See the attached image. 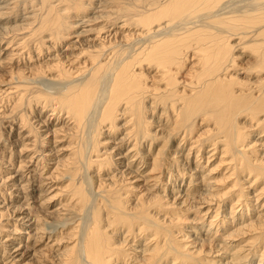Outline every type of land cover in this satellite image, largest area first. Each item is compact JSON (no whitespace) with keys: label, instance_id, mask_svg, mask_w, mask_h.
Returning <instances> with one entry per match:
<instances>
[{"label":"bare ground","instance_id":"6f19581e","mask_svg":"<svg viewBox=\"0 0 264 264\" xmlns=\"http://www.w3.org/2000/svg\"><path fill=\"white\" fill-rule=\"evenodd\" d=\"M134 1L86 28L90 18L67 20L93 0H0V20L17 2L34 7L11 33L0 26V264H199L204 242L229 264H244L258 245L263 255L264 0ZM231 36L241 55L231 53ZM166 139L177 141L173 149ZM196 150L214 165L205 173L196 161L187 187L163 202L161 176L186 179L181 163ZM106 166L112 173L99 177ZM80 169L95 183L92 199L102 190L106 200L86 225L87 189L70 183ZM62 176L65 185L53 184ZM231 178L237 191L220 193L217 181ZM141 186L148 196L135 194ZM249 198L262 204L244 222ZM189 202L209 237L183 229L177 244V217L166 214ZM219 230L227 233L216 238Z\"/></svg>","mask_w":264,"mask_h":264},{"label":"rangeland","instance_id":"374dc122","mask_svg":"<svg viewBox=\"0 0 264 264\" xmlns=\"http://www.w3.org/2000/svg\"><path fill=\"white\" fill-rule=\"evenodd\" d=\"M85 1V3L87 2V0H84ZM95 1H96V3H95ZM93 0V3H90L91 5V7L90 8H86L87 10H85L84 12H79L78 14H76L77 12H73V10L72 11H70V18H69V20H67L68 22L69 21H72V22H74V21H77V20H74V18H79V17H83L82 19H88V18H90V20H89V24H92V23H94V25H89V26H87L86 28H95V27H97L100 23H101V17H98V15H101V14H104L106 11H108V10H110V8H118L119 9V7H124V8H126L127 7V9L126 10H124V11H131L132 10V8H133V4L135 3V1L134 0H132V2H131V0H115V3L114 4H111V3H107V1L105 0V1H103V3H102V1L100 2L99 1V4H101V5H99L98 4V0ZM112 1V0H111ZM38 2V0H32V5H34V4H36ZM129 2V3H128ZM134 2V3H133ZM132 3V4H131ZM135 4H137V3H135ZM233 4H236V5H233ZM252 5V1L251 0H237V2H232L231 3V5H230V7H235V6H244V7H246V6H248V5ZM13 5V4H12ZM12 5L10 4L9 5V7H12ZM16 6L15 7H12V8H9V10H8V8L7 9H3V11H5L6 12V16L4 17V19L3 20H0V26L2 27L3 26V28H4V33H6L7 31L9 32V33H11L12 31H14V30H16V27L17 26H19V24H21L22 23V21L23 20H21L22 18H23V16L24 15H30L31 14V12H29L30 10H32V9H34V7H32V6H29L28 7V5H27V8H23V6H22V3L21 2H17L16 4H15ZM93 5H94V7H93ZM109 5V6H108ZM112 5V6H111ZM95 6H97V7H95ZM117 6V7H116ZM26 7V6H25ZM109 7V8H108ZM123 11V12H124ZM8 13V14H7ZM73 14V15H72ZM75 15H78V16H75ZM71 16H73V17H71ZM75 16V17H74ZM80 21V20H79ZM15 23V24H14ZM75 23H79V22H75ZM17 24V25H16ZM74 24V23H73ZM76 28V30L77 31H79L80 30V27H75ZM218 28V27H217ZM220 29V28H219ZM22 31V30H21ZM215 29L213 30V33H215ZM23 32H24V30H23ZM0 33H1V31H0ZM16 33H20V31H17ZM21 34V33H20ZM234 38V36H231L228 40H229V44L232 46L231 48L232 49H234V50H232L231 51V53H234L235 55H241L240 54V52H239V50L238 49H236V48H238L236 45H235V39H233ZM239 60V59H238ZM201 129V128H200ZM198 127H194V129L192 130V135L193 136H195V135H197L198 134V132H199V130H200ZM120 132V129H119V131L117 132V133H119ZM116 133V134H117ZM99 136H101L102 137V134L101 135H99ZM117 136V135H116ZM100 137V138H101ZM117 138H118V136H117ZM111 139H113V138H111ZM110 139V140H111ZM72 140V139H71ZM68 142V139H67V141H64V142H62L61 144H63V145H66V143ZM70 143V142H69ZM176 143H177V141L175 140V141H170L169 139H166V147L170 150V149H173L174 148V146L176 145ZM72 145H74L73 143H72ZM76 145V144H75ZM58 147H60V145L58 144ZM57 147V148H58ZM172 147V148H171ZM10 148L11 147H9V145H7V149H6V152H5V155H3V156H5L6 158H7V155H8V152L10 151ZM15 148H13V149H11V152L14 150ZM145 149H146V145H145ZM72 150H73V148H72ZM200 154H201V156L203 155V156H206V153H205V151H202V149L200 148ZM204 150V149H203ZM58 151V150H57ZM57 151H55L53 154L54 155H52V156H50L51 157V159H53V160H51V161H55L56 159H58V158H60V157H62V154L63 153H61L62 151H61V149L57 152ZM61 151V152H60ZM185 152H186V150H185ZM196 153H197V150L193 153V154H190L189 155V157L187 158V161L185 162V164H183V163H181L182 164V166L185 168V169H183L184 170V172H186V169H188L187 170V173H185V177H186V179H180L179 177H176L175 176V179H173L172 181H170V180H168L167 182H166V180L167 179H169V178H167V176H161V181H160V184L161 185H159V186H162V188H166L165 189V191L163 190V192H164V194L162 195V200H164L163 202H165V201H169V200H172V194L174 193L175 195H177V192L179 191V192H181V188H186L187 187V183H188V178H189V172H190V170L192 169V168H194L195 167V163H196V161H198L197 159H196ZM203 153V154H202ZM195 154V155H194ZM16 155V154H15ZM14 155V156H15ZM65 155V154H64ZM228 156H231V153H228L227 154ZM1 156V155H0ZM14 156H13V159H14ZM60 156V157H59ZM114 156V155H113ZM217 156H219V155H217ZM227 156V157H228ZM225 157H226V155H225ZM226 157V158H227ZM195 158V159H194ZM198 159L200 158V157H197ZM17 158L15 157V160H16ZM195 160V161H194ZM200 162V163H199ZM209 162V161H208ZM198 163L202 166L201 168H203V169H201L202 171H204L205 173L209 170V168H211L213 165H214V162L213 161H211V162H209V164L207 163V164H205V157H202L201 159H199V161H198ZM216 163V162H215ZM51 165V164H50ZM110 167H111V165H110ZM110 167H108V166H106L104 169L102 168V169H100V172H99V177H101V178H103V177H105V175H108V174H105L107 171H110L111 170V168ZM204 168H207V170L206 169H204ZM172 169H173V166H172ZM190 169V170H189ZM217 169V170H216ZM215 169V171H214V169H213V171H211V172H213L212 174V176H213V178L214 179H216V178H221V172L222 171H220V170H218V168H216ZM92 170H94V168H90L89 170L87 169V171H90L91 173H93V174H95V171L93 172ZM112 170H113V168H112ZM102 171H103V173H102ZM114 171V170H113ZM111 173H112V171H111ZM110 173V174H111ZM83 174V175H82ZM193 175L195 174H199V172H197V173H192ZM194 175V176H195ZM82 176H84V172H83V170L82 169H80V170H78L77 171V173L75 174V176L73 177V181H71L70 183H71V185H74V186H81V188L82 189H84V187H85V189H87V193H88V199H87V201H86V207L84 206V211L85 212H83V222H84V225H86L88 222H90L89 220H90V216H91V210L93 209V207L94 206H96V204H98V201H103V203L102 204H104V203H106V200H104L105 198H104V196H101V195H103L104 193H102L101 191L102 190H99V192H98V196H97V198L99 199H95V200H93L92 199V194L93 195H95L94 194V191H92V190H95V189H93V184H95V183H93L92 185H90V186H88L87 185V183L85 184V181L83 182V177ZM119 176V175H118ZM122 176V175H121ZM235 176L236 175H234V178H235ZM241 176V179H243V178H246V175L243 173V174H241L240 175ZM64 176H62L60 179H57L56 181H54L53 182V184H56V185H60L61 184V186L62 185H65L67 182H68V180L67 179H65V178H63ZM77 177V178H76ZM233 178V179H234ZM94 179H95V177H94ZM233 179L231 178V179H227V180H224V181H217V182H219V184L217 185V188H219V192L221 193L222 191L224 192V191H226V189H229L230 190V188L232 187V186H230L231 184V182L233 181ZM219 180V179H218ZM193 181H199V179L198 178H195V177H193ZM241 181V180H240ZM242 181H244V180H242ZM94 182V181H93ZM175 182V183H174ZM168 183V184H167ZM221 183V184H220ZM76 184V185H75ZM85 184V185H84ZM224 185V186H223ZM89 187V188H88ZM144 187L143 186H141V187H139L137 190L135 189V194L136 193H138V192H140L141 191V193H143L142 195H143V197H145V196H148V194H149V192L148 191H144V189H143ZM179 188V189H178ZM232 188H238V184H236V187H232ZM232 188H231V190H232ZM90 189H92V190H90ZM172 189L173 190H175V191H172ZM177 189V190H176ZM157 190H158V188H157ZM227 191L226 193H230V194H232L233 192H236L237 191V189L236 190H230V191ZM245 190V189H244ZM121 191H123V189H121ZM120 191V192H121ZM171 191V192H170ZM158 192V191H157ZM163 192H161L160 191V188H159V192L158 193H160V194H162ZM101 193V194H100ZM134 193V192H133ZM150 193H153V192H150ZM90 195V196H89ZM153 195V194H152ZM252 195V194H251ZM251 195H249V196H251ZM86 196H87V194H86ZM102 198H101V197ZM247 201V203L249 202L250 204H251V208H252V211H251V213H249L248 212V215H247V217H244L242 220L244 221V222H246L247 221V219L249 218V220H252V219H254V217H255V215H254V212H256V211H258V208L260 209L261 207V204H262V199L261 198H259V199H257V201L255 202V201H253V200H251L250 198L249 199H247L246 200ZM93 204V205H92ZM188 204H190V205H193V207H190V209H187V210H184V211H180L179 209H175L174 207H172V208H169V212L166 214V215H173L172 217H177L179 220H177V218H176V222L173 224V225H171L169 228H170V230H172V231H174L173 232V234H174V236L172 235V238H173V240L174 241H176L175 243H177L178 244V240L180 239V237H177L178 235H180V234H182V233H187V232H185V231H182L183 229L184 230H191V229H196V228H199L198 230H199V232L197 233V237H199V239H202V238H204V236H205V238L207 237H209V236H206V235H203L202 234V232H206L207 231V227H208V225H207V219H201L202 218V216H201V212L199 213L198 212V210H200L197 206H194V202H189ZM226 205H227V207H228V204H229V202H226L225 203ZM146 207H148V205H146ZM197 207V209H195ZM224 207V206H223ZM194 208V209H193ZM251 208H250V210H251ZM148 209V208H147ZM196 210V211H195ZM249 210V211H250ZM175 211H176V213H175ZM177 211H179L180 213H178L177 214ZM244 212H245V209H244ZM149 213H153V211H150ZM154 213H156V212H154ZM172 213V214H171ZM222 213V215L224 214V210L221 212ZM158 214L159 215H161L159 212H158ZM158 214H156V216H159ZM175 214H177V215H175ZM238 214V213H237ZM253 215V216H252ZM164 215L162 214V216L160 217V218H162ZM219 217H220V215H219ZM156 218H158V217H155V219ZM165 218H166V216H165ZM246 218V219H245ZM47 219V218H46ZM52 220V219H51ZM158 220H159V218H158ZM46 221H50V219L48 218ZM53 222L55 221V220H52ZM200 221V222H199ZM56 222V221H55ZM198 222V223H197ZM236 226H237V224H236ZM153 228V227H152ZM177 228V229H176ZM216 228V227H215ZM202 229V230H201ZM231 229H233L232 227H229L228 228V231L229 230H231ZM171 231V232H172ZM212 232H210L211 234H213V232H214V227H213V229L211 230ZM177 232V233H176ZM190 233V232H189ZM227 233V231L226 230H219V231H217V235H216V238H219V236H224L225 234ZM178 234V235H177ZM177 235V236H176ZM202 235V236H201ZM212 237L210 236V238L209 239H211ZM177 239V240H176ZM212 239H215L214 238V236H213V238ZM240 239V238H239ZM120 241V240H119ZM179 241H181V240H179ZM255 242V241H254ZM258 242V241H257ZM235 243H237V241L235 242ZM180 244V243H179ZM203 246H201L202 248H201V255L202 256H200V259L202 260V262L201 263H199V264H229L228 263V259H226V257H227V255H226V253H222L221 254V252H219L218 254L219 255H217V256H215V257H212L213 256V254H215L214 252H212V250H210V251H206L207 249H208V247H212V245H213V243L212 242H209V243H203L202 244ZM258 249H260V252L259 251H257ZM262 249V246L261 245H258L256 248H254V250H252L250 253H248V255L246 256V258L244 259L245 261L243 262L244 264H264V253H263V255H260L259 253H261V250ZM137 254V253H136ZM212 254V255H211ZM221 254V255H220ZM47 256H49V257H51L50 256V254L49 253H47L46 254ZM259 258H261V259H259ZM209 259H210V262H209ZM195 260V259H194ZM208 260V261H207ZM45 262V263H44ZM191 264L192 263V260H188L187 262H186V264ZM26 264H30V262L29 261H27V263ZM40 264H46V260H42L41 262H40ZM168 264V263H167ZM179 264V263H178Z\"/></svg>","mask_w":264,"mask_h":264}]
</instances>
